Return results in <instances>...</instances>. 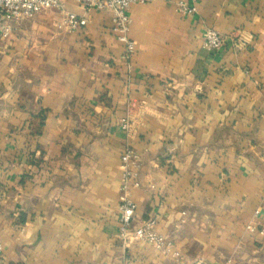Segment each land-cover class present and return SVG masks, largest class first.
Instances as JSON below:
<instances>
[{
  "label": "crops",
  "instance_id": "0c3cea01",
  "mask_svg": "<svg viewBox=\"0 0 264 264\" xmlns=\"http://www.w3.org/2000/svg\"><path fill=\"white\" fill-rule=\"evenodd\" d=\"M61 1L87 24L59 31L49 7L0 33V264H264L246 229L264 225V0L134 4L130 60L111 12ZM127 146L135 223L156 218L180 258L119 237Z\"/></svg>",
  "mask_w": 264,
  "mask_h": 264
},
{
  "label": "built area",
  "instance_id": "2783aa9c",
  "mask_svg": "<svg viewBox=\"0 0 264 264\" xmlns=\"http://www.w3.org/2000/svg\"><path fill=\"white\" fill-rule=\"evenodd\" d=\"M78 4L99 11L112 13L113 30L119 42L124 45L122 58L130 60L136 49V43L130 37L132 19L130 8L134 4H148L153 0H74ZM174 2L179 13L191 16L198 12V0H170ZM49 7H57L62 12V19L57 25L59 31L73 32L87 24V19L77 13L68 11L61 0H0V33L3 38H8L14 31L16 24L23 19L33 18L36 14ZM225 37L214 28L206 29L203 37V46L213 51L221 50L225 45ZM130 120L125 118L121 128L129 132ZM121 185L119 195L118 220L120 223L119 237L124 245L136 242H146L155 249L180 258V251L175 249L173 239L161 234L157 229V219L149 217L135 223L137 204L131 197V192L140 187V172L142 168L141 155L132 147L127 146L121 155ZM260 211H255L259 216ZM182 223L186 221L187 213L182 212ZM246 229L250 233L264 235V225L253 222L248 223ZM4 252L0 240V260Z\"/></svg>",
  "mask_w": 264,
  "mask_h": 264
}]
</instances>
